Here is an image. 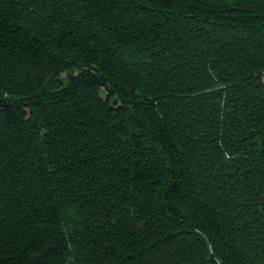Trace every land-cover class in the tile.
I'll list each match as a JSON object with an SVG mask.
<instances>
[{
	"label": "trees",
	"instance_id": "trees-1",
	"mask_svg": "<svg viewBox=\"0 0 264 264\" xmlns=\"http://www.w3.org/2000/svg\"><path fill=\"white\" fill-rule=\"evenodd\" d=\"M0 264H264V0H0Z\"/></svg>",
	"mask_w": 264,
	"mask_h": 264
},
{
	"label": "rangeland",
	"instance_id": "rangeland-1",
	"mask_svg": "<svg viewBox=\"0 0 264 264\" xmlns=\"http://www.w3.org/2000/svg\"><path fill=\"white\" fill-rule=\"evenodd\" d=\"M62 76H64V75L62 74Z\"/></svg>",
	"mask_w": 264,
	"mask_h": 264
}]
</instances>
